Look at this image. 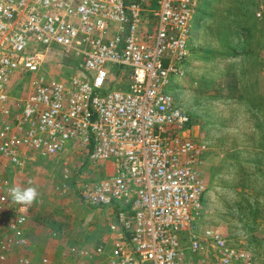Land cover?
Instances as JSON below:
<instances>
[{"label":"built area","instance_id":"1","mask_svg":"<svg viewBox=\"0 0 264 264\" xmlns=\"http://www.w3.org/2000/svg\"><path fill=\"white\" fill-rule=\"evenodd\" d=\"M200 2L0 0V156L21 171L28 152L61 157L77 147L79 194L108 213L102 244L71 245L46 264H186V253L203 255L195 231L207 146L169 90L186 75ZM55 52L74 62L67 77L44 73ZM21 73L31 76L29 93L14 97ZM88 165L99 173L91 176ZM13 187L0 190V264H31L28 255L14 260L30 246V209L12 200ZM203 234L218 264L246 258L220 232Z\"/></svg>","mask_w":264,"mask_h":264},{"label":"rangeland","instance_id":"2","mask_svg":"<svg viewBox=\"0 0 264 264\" xmlns=\"http://www.w3.org/2000/svg\"><path fill=\"white\" fill-rule=\"evenodd\" d=\"M189 43L186 75L169 90L207 146L201 164L207 191L195 231L205 249L203 255L186 253V264H198L201 257L218 264L205 229L220 232L231 248L246 253L235 264H264V0H201ZM51 56L44 69L48 77L73 71L72 60L58 52ZM30 79V74L15 76L12 95L25 97ZM27 154L21 171L0 156V190L9 182L39 193L28 205L30 246L16 250L14 260L28 255L31 264H46L45 258L59 259L71 245L102 244L108 213L84 202L75 181L82 151L74 146L61 157ZM65 159L71 165L68 180ZM89 170L91 176L99 173L90 165Z\"/></svg>","mask_w":264,"mask_h":264},{"label":"clouds","instance_id":"3","mask_svg":"<svg viewBox=\"0 0 264 264\" xmlns=\"http://www.w3.org/2000/svg\"><path fill=\"white\" fill-rule=\"evenodd\" d=\"M10 194L14 202L29 206L36 200L39 195L37 189L34 187H28L26 189L13 187L10 190Z\"/></svg>","mask_w":264,"mask_h":264}]
</instances>
